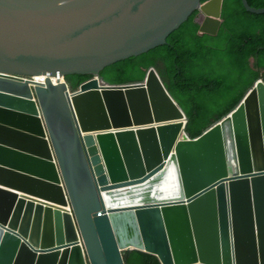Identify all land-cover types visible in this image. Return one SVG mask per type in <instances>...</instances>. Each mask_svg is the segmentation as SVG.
Here are the masks:
<instances>
[{
	"label": "water",
	"instance_id": "water-1",
	"mask_svg": "<svg viewBox=\"0 0 264 264\" xmlns=\"http://www.w3.org/2000/svg\"><path fill=\"white\" fill-rule=\"evenodd\" d=\"M222 7L0 0V264H126L132 249L163 264H264V82L195 138L156 71L146 84H101L194 12L200 33L216 35ZM71 76L94 79L74 93L51 81ZM154 79L179 120L82 123L80 110L123 112L147 86L156 103Z\"/></svg>",
	"mask_w": 264,
	"mask_h": 264
},
{
	"label": "trees",
	"instance_id": "trees-1",
	"mask_svg": "<svg viewBox=\"0 0 264 264\" xmlns=\"http://www.w3.org/2000/svg\"><path fill=\"white\" fill-rule=\"evenodd\" d=\"M203 2L207 0H202ZM264 8V0H248ZM197 12L168 38L167 44L107 67L105 87L147 83L154 70L183 111L186 133L195 138L232 113L260 80L264 82V14L248 12L242 0H223L216 35L200 33ZM92 76L65 79L72 92ZM127 264H163L153 253L132 249Z\"/></svg>",
	"mask_w": 264,
	"mask_h": 264
},
{
	"label": "bare ground",
	"instance_id": "bare-ground-1",
	"mask_svg": "<svg viewBox=\"0 0 264 264\" xmlns=\"http://www.w3.org/2000/svg\"><path fill=\"white\" fill-rule=\"evenodd\" d=\"M157 79H154L153 83L156 85ZM158 94L156 103H153L149 99L150 88L147 86L145 98L130 99L123 107V112L118 113H106L98 107H88L78 112L82 123H85V127L90 129L98 128L102 125L107 126L109 119L112 122H117L122 125H144L150 123L167 122L170 120H179L181 114L177 111L174 105H169L164 102L165 96L160 92V86L156 85L155 89H152ZM148 98L149 106L145 100Z\"/></svg>",
	"mask_w": 264,
	"mask_h": 264
},
{
	"label": "built area",
	"instance_id": "built-area-1",
	"mask_svg": "<svg viewBox=\"0 0 264 264\" xmlns=\"http://www.w3.org/2000/svg\"><path fill=\"white\" fill-rule=\"evenodd\" d=\"M46 80H47L46 77H40V78H38V79H32L31 81H32V82L35 81V82H37L38 84H44ZM51 80H52L53 84H57L58 82H59V83H64V79H62V78H60V77L52 78Z\"/></svg>",
	"mask_w": 264,
	"mask_h": 264
},
{
	"label": "clouds",
	"instance_id": "clouds-1",
	"mask_svg": "<svg viewBox=\"0 0 264 264\" xmlns=\"http://www.w3.org/2000/svg\"><path fill=\"white\" fill-rule=\"evenodd\" d=\"M256 8V7H255ZM222 9H223V7H222ZM249 12V11H248ZM255 14V13H254ZM221 26V25H220ZM157 73V72H156ZM151 74V73H150ZM158 75V74H157ZM40 78V77H39ZM38 79V78H37ZM63 79V78H62ZM32 80V79H31ZM52 81V80H51ZM59 83V82H58ZM64 83H66V81H65V79H64ZM38 84V83H37ZM62 84V83H61ZM86 84H88V83H86ZM85 84V85H86ZM140 84V83H139ZM144 84H146V83H144ZM56 85V84H55ZM128 85H136V84H128ZM119 86V85H118ZM122 86H124V85H122ZM112 87V86H111ZM113 87H117V85L116 86H113ZM78 92V91H77ZM72 93H74V92H72ZM185 116V115H184ZM186 118V117H185ZM187 120V119H186ZM158 256V255H157ZM161 260V259H160ZM127 264V263H126Z\"/></svg>",
	"mask_w": 264,
	"mask_h": 264
},
{
	"label": "rangeland",
	"instance_id": "rangeland-1",
	"mask_svg": "<svg viewBox=\"0 0 264 264\" xmlns=\"http://www.w3.org/2000/svg\"><path fill=\"white\" fill-rule=\"evenodd\" d=\"M149 99H150V96H149ZM148 106H149V103H148V105H147V107H146V108H148Z\"/></svg>",
	"mask_w": 264,
	"mask_h": 264
}]
</instances>
